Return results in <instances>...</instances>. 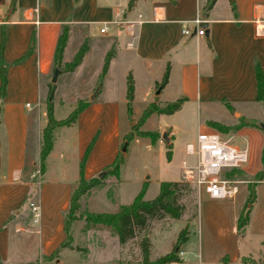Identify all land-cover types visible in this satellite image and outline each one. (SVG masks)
<instances>
[{"label":"crops","instance_id":"obj_1","mask_svg":"<svg viewBox=\"0 0 264 264\" xmlns=\"http://www.w3.org/2000/svg\"><path fill=\"white\" fill-rule=\"evenodd\" d=\"M128 1L13 0L10 7V0H0V19L8 16L7 22L0 23V30L5 33L4 62L10 64L22 56L34 35L32 53L21 64L8 66L5 96L0 100L1 264H35L40 255L48 257L64 240L63 218L77 184L72 188L59 186L60 193L55 200L45 194L42 196L40 189L37 229L29 230L28 221L21 219L22 203L30 187V177L26 176L29 164L26 148L28 114L34 106L29 103L38 99L40 69L45 71L53 63L55 43L63 27L67 28L66 44L70 34L76 35L74 49L83 41L88 43L78 67L86 56L89 62L94 57L100 62L111 50L110 62H115L119 77L130 74L134 93L138 87L136 77L146 92L151 79L161 77L168 66L167 81L160 86V93L173 89L178 98L185 99L184 105L191 106L193 111H202L206 118L211 108H222L238 111L237 119L250 124L254 116H259L256 108H264V103L257 100L254 75L257 65L264 86V35L256 34L253 24V19L264 18V0H233V9L229 0L213 2L210 8L208 0H136L127 9ZM196 17L205 21L201 24V36L195 35L192 24ZM183 27L187 35H182ZM101 29H105L103 33ZM65 59L66 64L69 58ZM158 83L156 80L155 84ZM88 108L77 115L72 125ZM37 115L39 117V113ZM37 123V156L31 165L38 164L39 118ZM242 130L244 128L237 132ZM89 155L83 168L86 180L91 178ZM57 157L52 136V149L45 162ZM44 174L47 185L51 186L48 188L59 184V180L50 179L48 171L41 175ZM73 181L78 183V171ZM30 235L36 236L35 252L27 246ZM244 238L243 231L241 240ZM263 246L264 242H259L258 252ZM53 258L45 262L58 264L57 258Z\"/></svg>","mask_w":264,"mask_h":264},{"label":"rangeland","instance_id":"obj_2","mask_svg":"<svg viewBox=\"0 0 264 264\" xmlns=\"http://www.w3.org/2000/svg\"><path fill=\"white\" fill-rule=\"evenodd\" d=\"M214 2L218 4L220 0H214ZM75 37L76 35H69L60 64L61 68L65 65V58H69L67 62L69 63L81 45L84 44L86 50L88 48L87 41H83L74 49ZM109 52L112 51L107 53ZM106 55L100 62L95 57L89 62L86 56L82 65L79 67L77 65L75 70L59 72L55 84H50L53 63L45 71L40 69L37 84L38 99L35 103H29L34 108L28 114L26 157L29 164L26 176L30 177V187L22 203L21 213V219L29 223L26 227H30L29 230L38 228L37 223H32V213L28 204L38 203L40 189H42V196L45 194L55 200L60 193L59 186L64 184L72 188V185L77 184L73 179L77 176L79 160L86 144L94 137L89 155L91 172L89 178H96L101 171H107L99 179L101 183L79 199L77 215L113 214L117 212L119 206L131 203L143 186L145 187L143 200L149 201L157 195L161 182L178 181L187 184L184 186V195L179 200L184 205L181 217L178 220L164 217L161 220L151 221L147 230L141 233L149 241V261L170 253L178 242L174 250L177 251L178 258L181 253V258L165 264H220L224 256L228 259V264H241V256L246 258L247 264H264V249L261 248L258 252L259 242H264V181L258 182L254 188L255 200L251 206L248 225L243 229L244 240H241L243 231L241 233L236 230L237 215L246 203L247 183H253V179H256L254 175L262 170L259 156L264 150V130L248 124L243 127L244 130L237 133L229 131L219 134L222 141L247 152V163L242 166L240 174L242 180L247 183L238 185V191L231 199L209 200L203 193L197 195L193 186L182 180L183 166H193L195 163L193 156H187L184 153V147L187 143L194 141L197 133L213 131L206 126L209 120L229 125L238 124L239 120L235 115L238 111L211 108L206 118L202 111L196 112L191 106L184 105V99L178 109L171 114L152 113L138 126V132L158 135V139L151 143L149 138L132 133V127L149 104L163 107L180 99L173 89L162 93L159 91L155 95L157 88L160 87L159 83L165 68L161 77L153 81L151 79L146 92L141 88L142 83L136 77L138 87L134 93L133 86L131 113L128 115L126 111L128 74L119 77L115 62H110L113 58L112 53L102 76L101 71ZM156 80L159 82L158 85L155 84ZM50 85L52 87L49 97L55 121L65 119L80 101L86 102L89 106L75 125L57 127L52 131L58 157L45 162L44 170L48 171L50 179L59 180V184L52 188H48L50 184L47 185L45 174L31 178L38 168L37 165L30 164L31 161L36 160L37 156L35 140L38 118L39 142L41 130L46 124L45 102ZM92 95L96 97L90 99ZM256 112L259 116H254L251 121L264 123V108L257 107ZM163 133H166L169 147L161 141ZM124 138L126 139L123 140ZM123 143H125V152L121 153L120 148ZM167 151H170L169 159L166 158ZM114 158H117L119 162L118 175H115L112 165L106 167ZM181 231L184 233L180 234ZM70 233L72 249L57 250L54 258H57L58 264H141L139 238L129 240L120 246L116 236L107 229L87 227L81 219L70 223ZM180 235L184 239L181 240ZM35 239V235H30L27 242V246L33 248L34 252ZM30 256H33L32 253ZM45 261L49 260L45 259L44 255H40L35 264H47Z\"/></svg>","mask_w":264,"mask_h":264},{"label":"trees","instance_id":"obj_3","mask_svg":"<svg viewBox=\"0 0 264 264\" xmlns=\"http://www.w3.org/2000/svg\"><path fill=\"white\" fill-rule=\"evenodd\" d=\"M78 0H72L73 3H76ZM136 0H129L127 3V9H130L133 3ZM230 7L233 9V0H229ZM213 4V3H212ZM208 6L210 8L212 6ZM10 7H13V0H10ZM67 38V28L63 27L55 43L53 51V67L57 68L59 72H71L82 60V57L86 51V46L81 45L78 50L75 52L72 60L69 63H66L62 68L60 67L63 50L66 44ZM5 41L4 30H0V100L5 96L6 91V70L9 65L16 66L21 64L26 60V58L32 53L34 49V35L30 38V43L25 51V53L20 56L18 59L14 60L10 64L4 62L2 57V51ZM112 55V52L107 53L103 66L101 75L106 71L107 62L109 57ZM254 75L256 82V94L257 100L261 103H264V86L262 81V75L260 69L257 65L254 67ZM168 76V66L165 67L160 86H163L167 81ZM51 87L49 86L48 98L45 102L46 109V124L42 128L40 133V142H39V153H38V172L42 174L44 171L45 160L49 155L52 149V131L57 127H69L71 126L77 115L82 112L86 107V102H78L76 108H74L69 115L62 120L55 121L52 116V105L50 102L49 94L51 93ZM133 100V82L130 74L126 77V111L128 115L131 113V102ZM184 99L176 100L172 103H168L163 107H158L155 104H149L141 113L138 122L132 127V133H137L138 136L149 138L151 143H154L158 139V135L155 133H146L138 132V126H140L152 113L158 114H171L178 109L181 101ZM207 127L219 134H225L229 131L233 133L237 132L239 129L248 125L243 119H240L238 124L233 126L223 125L218 122L208 121L206 123ZM253 126V125H252ZM131 136V135H130ZM124 138L123 140H125ZM94 137L90 139L86 145L82 157L78 164V183L77 187L72 191L69 198V205L66 213L64 214L62 230L64 233V240L59 244L58 248L45 259L53 258L59 248H68L72 249V239L70 233V223L74 220L81 219L84 220L87 227L92 228H103L107 229L109 232L114 234L117 238L119 245L125 244L127 241L134 238H139V250L141 254V264H165L167 262L178 261L177 251L175 247L178 242H176L175 247L172 251L162 257L155 259L154 261H149V241L146 236H142L141 233L147 230L148 225L151 221L161 220L164 217L178 220L181 217V214L184 210V205L179 202L181 197H183L184 186H187L185 183L175 182H161L158 186L157 195L149 200L144 201L143 195L145 193V187L143 186L139 192L134 196L131 203L127 205L119 206L117 212L113 214L108 213H85L84 215H77L78 211V202L79 199L85 195L90 189L96 187L101 183V180L97 178H90L85 180L83 178V168L87 160V157L90 153V150L93 146ZM169 147V144L166 145ZM166 158H170V151L166 152ZM259 161L262 167V170L258 171L254 176L256 179H253V183L248 182L246 186L247 198L246 203L240 209L237 218H236V230L242 233L245 226L249 222V214L251 206L255 200L254 188L256 184L264 180V150L260 152ZM112 165L115 175L119 173V162L117 158L108 165ZM106 166V167H108ZM105 167V168H106ZM241 174V172H238ZM184 184V185H182ZM247 205V207H246ZM184 231H181L180 234H183ZM181 240L184 239L180 235ZM179 241V239H178ZM264 249V246H263ZM1 264V261H0ZM220 264H228V259L224 256L220 260ZM241 264H247L246 258L241 259Z\"/></svg>","mask_w":264,"mask_h":264},{"label":"built area","instance_id":"obj_4","mask_svg":"<svg viewBox=\"0 0 264 264\" xmlns=\"http://www.w3.org/2000/svg\"><path fill=\"white\" fill-rule=\"evenodd\" d=\"M153 11V16H154ZM155 18V17H154ZM205 22L196 17L192 24L195 35L201 36L203 30L201 24ZM255 33L264 35V18L253 19ZM105 29H101L103 33ZM182 35H187L188 31L182 28ZM24 107L29 109V105ZM187 156H193L195 163L193 166L184 165L181 169L182 180L193 186L195 191L203 193L209 200L231 199L238 191V185L247 183L243 181L238 172H242V166L247 163V152L238 150L230 146L226 141H222L217 132H199L191 143L184 147ZM39 176L38 169L31 178ZM28 207L32 213V222L37 223L39 219V207L30 202ZM181 258V253H179Z\"/></svg>","mask_w":264,"mask_h":264},{"label":"water","instance_id":"obj_5","mask_svg":"<svg viewBox=\"0 0 264 264\" xmlns=\"http://www.w3.org/2000/svg\"><path fill=\"white\" fill-rule=\"evenodd\" d=\"M214 2V0H208L207 2V6H210L212 3ZM7 19H8V16L6 15L4 18L0 19V23H5L7 22ZM59 74V70L57 68H54L53 69V72H52V75H51V79H50V84H55L56 82V79H57V76ZM160 91V87L157 88L156 92H155V95H157ZM94 96L92 95L90 97V99H93ZM251 125L261 129V130H264V123H259V122H255V121H252L250 122ZM161 141L165 144V145H168L169 144V140L166 136V133H163L161 135ZM120 152L121 153H124L125 152V143H123L122 147L120 148ZM107 170H103L101 171L97 176L96 178L97 179H101L104 174L106 173Z\"/></svg>","mask_w":264,"mask_h":264}]
</instances>
